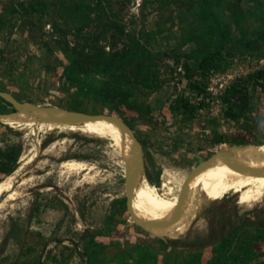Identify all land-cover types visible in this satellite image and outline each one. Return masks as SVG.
<instances>
[{"label": "rangeland", "instance_id": "rangeland-1", "mask_svg": "<svg viewBox=\"0 0 264 264\" xmlns=\"http://www.w3.org/2000/svg\"><path fill=\"white\" fill-rule=\"evenodd\" d=\"M200 4V0H0V90L19 101L68 111L76 106L73 111L121 118L143 145L141 177L157 188L170 181L178 195L183 180L216 151L228 153L240 145L234 143L237 139L264 143V89L247 83L249 107L236 120L227 116L222 100L234 81H246L264 68V48L241 45L228 6L222 11L233 39L226 44L232 51L228 66L210 75L205 94H198L185 76L177 54L195 46L187 38L200 27ZM242 6L254 12L242 18L244 28L264 29V7L257 10L247 0ZM133 38L154 56L157 87L138 86L129 99L130 108L99 94V87L109 81L103 71L81 73L73 59L78 51L103 48L110 53ZM69 76L79 80L72 82ZM178 97L202 108L189 117L176 108ZM6 102L0 97L1 114L14 111ZM38 123L11 126L0 121V148L22 147L14 172L33 157L18 175L12 195L0 197V264H186L191 257L211 264L235 226L243 225L237 237L245 239L255 234L250 221L264 224V196L242 205L237 189L208 202L180 237L138 225L132 206L133 216L127 208L113 216V202L126 197L127 177L131 178L119 148L109 137L61 127L49 130ZM217 159L190 176L184 189L194 188ZM225 163L207 174L204 188ZM4 176L0 172V181ZM135 199L143 218L137 190ZM61 201L66 209L60 207ZM234 241L231 238V248ZM254 247L261 253L256 261H264V241H256Z\"/></svg>", "mask_w": 264, "mask_h": 264}, {"label": "trees", "instance_id": "trees-1", "mask_svg": "<svg viewBox=\"0 0 264 264\" xmlns=\"http://www.w3.org/2000/svg\"><path fill=\"white\" fill-rule=\"evenodd\" d=\"M244 1L200 0V27L187 38L188 41H193L195 46L187 53L177 54L178 60L183 59L186 78L198 94H205L208 78L212 73L229 64L232 51L226 44L233 39L231 27L222 18V11L226 6L229 7L230 14L236 23L241 45L246 49L257 51L264 48V29H255L249 32L242 25L244 16L254 14V12L244 10L242 6ZM247 1L253 3L257 10L264 7V0ZM261 18H264L263 14ZM153 64V54L141 40L136 38L132 39V43H126L121 48L115 49L114 47L110 53L103 48L78 51L73 59V66L81 73L90 74L93 71H103L109 81L99 87V94L124 103L130 108L133 106L129 103V99L138 86L157 87L152 73ZM68 78L72 82L79 80L72 76ZM247 83L254 87L261 86L264 89V68L251 73L246 81H241V79L234 81L223 95L222 100L226 106V114L234 120L244 116L249 107L250 91ZM6 103L12 106L10 103ZM176 108L189 117H193L196 110L202 106L191 103L183 97H178ZM237 108L240 110L239 113H235ZM70 109L71 111L76 110V106L70 107ZM219 141L222 142V139ZM234 143L245 144L244 141L238 139ZM21 154V146L12 145L6 149L0 148V172L6 176L13 173ZM60 203V207L65 209L68 207L66 203L62 201ZM126 208V197L119 198L113 202L111 213L115 216ZM249 225L254 227L255 234L250 238L242 239L237 237V233L243 225L235 226L218 247L217 258L211 264H252L261 256V253L255 249L254 243L264 241V224L250 221ZM231 238L237 241L233 248L230 247ZM186 264H199V260L191 257L187 259ZM256 264H264V261H256Z\"/></svg>", "mask_w": 264, "mask_h": 264}, {"label": "bare ground", "instance_id": "bare-ground-1", "mask_svg": "<svg viewBox=\"0 0 264 264\" xmlns=\"http://www.w3.org/2000/svg\"><path fill=\"white\" fill-rule=\"evenodd\" d=\"M47 107L49 108V115L51 118H48L45 113L38 111H19L5 114L0 113V121L11 126L23 124L30 125L41 122L43 123V127L49 130L61 127L72 131L109 137L119 148L130 177L132 178L137 175L139 169L136 166L135 145L132 143L130 136L125 135L122 128L117 123L109 118L89 119L83 122H57L54 119L62 117L74 119L76 114L73 111H68L59 107ZM37 152L36 150V153ZM36 153L34 155H36ZM221 157L224 159L231 157L228 160L237 161L244 166L253 167L258 173L249 172L245 169L238 168L236 165L232 166L225 163L215 176H211L207 179L209 184L204 188V185L201 184L205 180L207 174L224 161L222 159H217L208 171L198 180L194 188L190 187L184 190L182 203L178 210L179 196L173 190L170 181H165L162 184V188H157L141 177L136 181L131 201V206L136 218L142 220L145 223L144 227L147 229L164 235L180 237L187 233L200 210L208 202L220 200L231 189H237L239 193V203L242 205L249 206V204L259 201L264 196V143L237 145L228 153L221 155ZM32 159L33 157L31 156L25 164L17 168L15 172L6 177L4 176L5 178L0 181V197L7 192L9 196L12 195L15 191L18 175L26 167V163ZM73 163L70 162L69 164ZM31 179L33 180V177H31ZM160 189L165 191L160 192ZM136 190L143 218L140 217L136 211ZM7 198L9 197L7 196ZM168 221L173 222L163 227L162 225H165ZM155 222H157V224ZM181 229L184 230L181 232H169Z\"/></svg>", "mask_w": 264, "mask_h": 264}, {"label": "water", "instance_id": "water-1", "mask_svg": "<svg viewBox=\"0 0 264 264\" xmlns=\"http://www.w3.org/2000/svg\"><path fill=\"white\" fill-rule=\"evenodd\" d=\"M0 97H2L4 100H6L8 103H10L14 109L13 112H19V111H38V112H42L45 113L47 115L48 118H51V116L49 115V108L47 106H43L41 104H36L33 102H28V101H19L17 99H15L14 97H12L9 93L0 90ZM71 111V110H69ZM76 116L74 119H70L67 117H62V118H58V119H54L57 122H83L89 119H98V118H109L112 121H114L115 123H117L123 130V133L125 135H129L131 138L132 143H134L135 145V151H136V166L139 169V172L137 173V175H135L132 178H128L127 177V190H126V201H127V209L129 210L130 214L133 216L132 212H131V201H132V195L134 192V188H135V184L136 181L141 178L143 170H144V163H143V155H144V151H143V145L140 142V140L138 139V137L136 136V134L134 133V131L132 130V128L121 118L114 116V115H105V114H91V113H80V112H76L73 111ZM243 145V144H240ZM237 146V145H236ZM221 150L216 151L211 157L207 158L205 161L199 163L191 172L190 174L183 180L182 182V186L179 190L178 196H179V201H178V206H177V210L180 208V205L182 203V198H183V192H184V188L186 185L187 180L190 178V176H192L193 174H195L197 171H199L204 165H206L208 162H210L212 159H222L224 160L228 165H236L238 168L241 169H245L246 171L249 172H253V173H258L257 170L253 167H248V166H244L241 163L237 162V161H232V160H227L224 159L223 157H221ZM126 176H129V173H126ZM134 221L144 227V222L138 218L133 217ZM173 221H168L165 225H162L163 227L170 224ZM157 224V222H155Z\"/></svg>", "mask_w": 264, "mask_h": 264}]
</instances>
